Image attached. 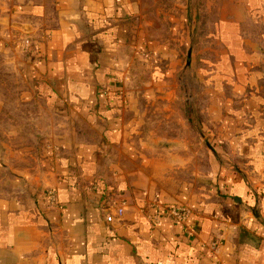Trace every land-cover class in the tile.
Instances as JSON below:
<instances>
[{
  "label": "rangeland",
  "instance_id": "374dc122",
  "mask_svg": "<svg viewBox=\"0 0 264 264\" xmlns=\"http://www.w3.org/2000/svg\"><path fill=\"white\" fill-rule=\"evenodd\" d=\"M14 1L0 0V210L40 209L57 192L49 183L67 165L80 176L76 161L87 154L104 159L98 178L107 180V159L118 157L123 171L152 176L151 187L174 200L168 205L189 209L179 196L197 194L205 182L213 190L217 175L240 172L226 137L247 103L236 92L251 67L225 44L233 40L221 32L224 0H116L123 75L98 87L94 105L111 117L81 114L79 104L54 96L33 63L41 47L22 46L37 42L30 25L3 22ZM40 1L52 14L57 0Z\"/></svg>",
  "mask_w": 264,
  "mask_h": 264
},
{
  "label": "crops",
  "instance_id": "0c3cea01",
  "mask_svg": "<svg viewBox=\"0 0 264 264\" xmlns=\"http://www.w3.org/2000/svg\"><path fill=\"white\" fill-rule=\"evenodd\" d=\"M14 4L3 22L30 25L41 47L33 63L55 87L54 96H67L81 114L111 117L110 109L98 112L94 105L98 87L123 75L126 40L113 25L123 12L120 1L118 7L116 0H57L52 14L40 0ZM223 4L221 32L233 40L225 44L242 53V67H251L236 92L247 103L226 137L240 172L217 175L213 190L205 182L197 194L179 196L191 216L175 223L161 209L174 200L151 187L152 176L123 171V160L113 156L104 181L96 175L104 159L81 156L80 176L67 165L49 183L57 191L55 208L48 209L45 198L34 212L14 205L0 210V264H264V0ZM123 205L125 214L107 223V214Z\"/></svg>",
  "mask_w": 264,
  "mask_h": 264
},
{
  "label": "built area",
  "instance_id": "2783aa9c",
  "mask_svg": "<svg viewBox=\"0 0 264 264\" xmlns=\"http://www.w3.org/2000/svg\"><path fill=\"white\" fill-rule=\"evenodd\" d=\"M36 41H31L30 39L24 40L22 46L27 50L33 49L39 52V45L36 44ZM47 201L52 207H55L58 203L57 194L55 191H51L48 193ZM162 215L171 219L175 223H185L191 216V210L188 207L175 206V205H165L161 207ZM126 206L123 205L121 207H117L115 212H109L106 216V221L109 224H114L116 217H122L125 214Z\"/></svg>",
  "mask_w": 264,
  "mask_h": 264
},
{
  "label": "water",
  "instance_id": "95a60500",
  "mask_svg": "<svg viewBox=\"0 0 264 264\" xmlns=\"http://www.w3.org/2000/svg\"><path fill=\"white\" fill-rule=\"evenodd\" d=\"M27 32H31V29H27Z\"/></svg>",
  "mask_w": 264,
  "mask_h": 264
}]
</instances>
